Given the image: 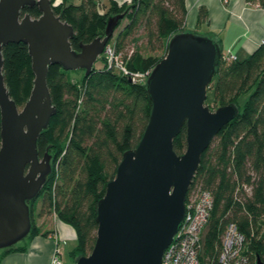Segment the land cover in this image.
Returning <instances> with one entry per match:
<instances>
[{
	"label": "trees",
	"instance_id": "obj_1",
	"mask_svg": "<svg viewBox=\"0 0 264 264\" xmlns=\"http://www.w3.org/2000/svg\"><path fill=\"white\" fill-rule=\"evenodd\" d=\"M245 1L264 8V0ZM49 3L52 12L71 27L69 44L74 51L102 37L108 17L122 14L107 44L120 55L128 74L150 71L161 58L153 53L164 52L168 38L184 31V0ZM23 14L37 18L40 12L32 5L24 7ZM205 19V9L199 7L197 25ZM1 58L8 96L20 109L33 80L26 45L7 43L1 48ZM67 71L58 64L47 68L45 82L54 112L36 139V150L39 158L51 154L53 163L29 208L31 220L32 206L39 200L40 214L52 212L73 228L76 244L68 253L73 264L93 246L96 203L106 182L113 178L121 155L136 145L151 103L145 81L133 82L105 63L82 72L75 80ZM214 75V105L234 104L238 112L202 151L188 188L200 186L212 198L200 257L202 262L216 264L224 227L234 223L247 241L248 251L256 256L254 264H264V244L258 238L264 225V42L242 60H228L221 52ZM172 149L177 155L183 153L184 125L173 137ZM37 232L31 222L29 236Z\"/></svg>",
	"mask_w": 264,
	"mask_h": 264
},
{
	"label": "water",
	"instance_id": "obj_2",
	"mask_svg": "<svg viewBox=\"0 0 264 264\" xmlns=\"http://www.w3.org/2000/svg\"><path fill=\"white\" fill-rule=\"evenodd\" d=\"M36 5L40 15H21ZM122 14L106 20L104 35L69 44L71 27L55 15L49 0H0V249L12 248L29 234V202L46 181L49 155L39 158L36 139L54 112L46 87L49 65L88 73L102 54ZM26 45L32 87L18 109L3 82L1 48ZM221 50L207 36L171 35L163 56L145 80L151 107L136 145L125 151L113 178L96 203L95 239L90 252L73 264H160L164 249L184 215V201L202 151L217 131L236 116L234 104L210 110L206 88ZM185 127V149L177 155L172 139Z\"/></svg>",
	"mask_w": 264,
	"mask_h": 264
},
{
	"label": "crops",
	"instance_id": "obj_3",
	"mask_svg": "<svg viewBox=\"0 0 264 264\" xmlns=\"http://www.w3.org/2000/svg\"><path fill=\"white\" fill-rule=\"evenodd\" d=\"M116 1L129 3L130 0ZM184 6V31L211 37L222 54L236 60L247 57L264 38V8L245 0L225 3L222 0H184ZM199 7H204L206 19L197 25ZM39 207L37 200L31 211V222L38 232L28 234L12 248L0 249V264H50L55 237L60 241L62 263L71 264L68 253L76 244L73 228L59 221L52 212L40 214Z\"/></svg>",
	"mask_w": 264,
	"mask_h": 264
},
{
	"label": "built area",
	"instance_id": "obj_4",
	"mask_svg": "<svg viewBox=\"0 0 264 264\" xmlns=\"http://www.w3.org/2000/svg\"><path fill=\"white\" fill-rule=\"evenodd\" d=\"M226 1L222 0L223 3ZM254 5L259 7L258 4ZM263 42L264 38L261 40V43ZM102 56L108 68L128 75L133 82H144L150 73V71H145L143 73L128 74L120 55L114 53L109 44L104 46ZM223 57L228 60L234 59V57L225 54H223ZM244 190L249 193L250 189L245 187ZM211 207L212 198L207 190L197 185L187 190L183 219L170 243L164 249L160 264H207L202 262L200 250L202 232L209 218ZM258 238L264 244V225ZM54 242L50 264H63L60 258V241L55 237ZM246 243L243 234L238 231L234 223L226 224L220 238L216 264H254L256 256L248 251Z\"/></svg>",
	"mask_w": 264,
	"mask_h": 264
},
{
	"label": "rangeland",
	"instance_id": "obj_5",
	"mask_svg": "<svg viewBox=\"0 0 264 264\" xmlns=\"http://www.w3.org/2000/svg\"><path fill=\"white\" fill-rule=\"evenodd\" d=\"M72 3H78L79 0H71ZM102 2H105V0H101ZM127 3V2H126ZM128 4V3H127ZM125 22L124 19H122L121 23L123 24ZM121 26V24H120ZM119 28V27H118ZM115 33V31L113 32V34ZM210 39H212L211 37H208ZM213 40V39H212ZM133 46V45H132ZM155 56H158V57H162L164 52L163 51H159V52H154L153 53ZM103 56L102 54L99 55V57L97 58V60L94 62L93 66L96 68V69H99L103 66L104 62L102 60ZM83 72V70L81 69H76V70H68L67 73L69 74V76L75 80L79 77V75ZM215 75L212 76V79H211V82L209 83V85L207 86L206 88V98H205V104L208 105V107L210 108V110H214L216 108V106L214 105L213 101H212V91H213V86L215 84ZM242 99V98H241ZM52 160H51V154H49V159H48V166H49V172L48 174L51 172V169H52ZM47 174V175H48ZM46 175V177H47ZM45 177V178H46ZM67 262V260H65Z\"/></svg>",
	"mask_w": 264,
	"mask_h": 264
}]
</instances>
